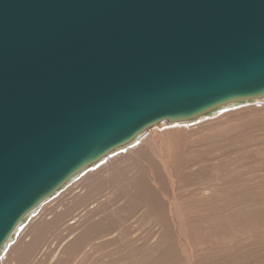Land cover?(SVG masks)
Segmentation results:
<instances>
[{
  "label": "water",
  "instance_id": "water-1",
  "mask_svg": "<svg viewBox=\"0 0 264 264\" xmlns=\"http://www.w3.org/2000/svg\"><path fill=\"white\" fill-rule=\"evenodd\" d=\"M260 100L264 0H0V250L143 130Z\"/></svg>",
  "mask_w": 264,
  "mask_h": 264
},
{
  "label": "bare ground",
  "instance_id": "bare-ground-1",
  "mask_svg": "<svg viewBox=\"0 0 264 264\" xmlns=\"http://www.w3.org/2000/svg\"><path fill=\"white\" fill-rule=\"evenodd\" d=\"M263 102L264 100H260L246 104L254 106V104ZM233 105L241 106V104ZM221 108L223 109L224 106ZM226 108H228L227 105ZM204 117L200 116L199 119H196L202 120ZM203 120L201 122L205 123ZM193 121L195 119H192ZM169 125L171 124H156L143 130L129 143L86 167L62 190L40 203L35 211L16 227L13 237L0 250V264L26 263L32 257L33 251L39 245L43 246L42 242H47L51 233L59 236L58 244L43 248L41 258L36 264H107L106 258L112 261L116 252L113 251L112 254L108 247L111 248L112 245L117 244L121 249L120 241L124 243L125 249L129 252H119L116 264H213L210 259L212 253L204 254L206 252L204 250L205 243L216 245L215 248L212 247L213 245L211 246V249L214 248V250L222 249L220 247L222 245L225 246L226 250L225 253L223 251V256H226L222 259L224 264H246V260L254 259L257 255L254 254V250L250 253L249 249L247 252L249 251L250 254L248 258H245L237 240L253 235L254 232L264 236V215L255 210H258V205L255 206V204L260 205L261 203L262 205V202L264 204V201H260L259 198L260 202L256 201L259 194L256 195L255 192L259 190V193L262 194L264 189L256 185L257 188L253 192L249 189L251 185L248 187L246 184V188L250 190L246 195L248 189L240 183L246 189L242 194L245 198L243 201L239 200L240 204H237L238 200L236 203V187L230 183L229 186L226 185L228 183L223 179V175H226L232 163L234 165L237 154L235 160H233L234 156L231 157L230 166L228 162L225 164L228 165L224 166V170L221 167L223 165L219 166L216 163L214 164L217 167H213V165H211L212 168L208 167L211 172L208 171L209 169L207 172H210L212 176L210 178L213 181L206 177L205 182H202L201 178L207 176L206 174L202 175L204 173L202 165L198 169L194 167L195 170H191L190 161L183 162L182 159H175L174 149L172 150L167 142L169 138L167 134L173 130V128L169 129ZM197 129L199 130V128ZM249 151L247 150L248 153L253 150ZM238 158L240 159V157ZM220 163H222L221 159ZM234 167H237L236 163L231 167L232 170ZM192 173L197 177L195 185H192L190 181ZM247 177L244 179H248ZM262 177L264 178V176ZM251 180H246V183ZM252 182L250 183L252 184ZM224 183L228 186V190L232 191V193L228 191L230 193L228 195L231 197L227 195L230 201L226 196ZM236 183L239 184L237 180ZM238 186L240 187V185ZM191 187L193 188L191 189ZM239 187L238 192L243 190ZM251 188L253 187L251 186ZM260 190L262 191L260 192ZM253 194L256 195L255 199ZM122 209L125 210L126 218H129L132 213L138 214V216L141 214L140 220L151 222L150 225L158 229V232L145 240L148 231L144 235L140 230L143 226H147L142 224V221L139 224L137 220L128 227V230L121 229L118 233L112 231L118 221L113 218L121 216ZM257 212L259 214H255ZM124 222L126 221L124 220ZM118 223L123 226L120 221ZM206 238L211 242H204L203 240ZM230 243L233 244L229 245ZM203 246H205L204 249ZM217 247L220 248L216 249ZM201 249L204 252L200 251ZM259 249L261 250V248ZM207 251L210 250L207 249ZM262 251L263 256L264 248ZM77 254L80 255L77 256ZM212 256L218 257L217 255ZM209 259L212 261L211 263ZM260 260L256 264H262ZM23 261L25 262L23 263ZM113 262L115 261L113 260ZM249 262L251 263V260Z\"/></svg>",
  "mask_w": 264,
  "mask_h": 264
},
{
  "label": "rangeland",
  "instance_id": "rangeland-1",
  "mask_svg": "<svg viewBox=\"0 0 264 264\" xmlns=\"http://www.w3.org/2000/svg\"><path fill=\"white\" fill-rule=\"evenodd\" d=\"M232 106H235V107H232ZM236 106H238V107H236ZM239 106L240 105H233V104L231 106H228L227 105V107L229 109L226 108V106H224L223 109L220 107L218 109L220 111L217 110V113L215 112L216 114L214 113V115H210L209 117L202 118V120L203 119L205 120L206 118H208L205 121L203 120L205 123L201 122L202 120H198L199 119L198 118V119H195V121H193V122L190 121V122H184V123L171 124V125H169L170 128L169 127L168 128L170 130L173 128V130H171L172 133H171V131H169L170 133L168 132V134H167V137H169L167 139V142L170 145L171 149L172 150L174 149L173 152H175L174 153L175 154L174 157L176 156L175 159H182L183 162L185 160L186 161H190V164L193 167V168L191 167V170H193L194 167H195V169H198V167H200L202 165V168H204V170H203L204 173L202 175H205V174L207 175V176L201 178L203 180L202 182H205L206 177L210 181H213L210 178V177H212L210 175L211 169L208 168V167H211V165H213V167H217V165H219V166L220 165H223L221 167H223V170H224L225 169L224 166H227L228 164L230 166L231 159L234 156L233 160H235V155L237 154L236 155V158L238 160L237 159L235 160V163H236V166L237 167H234L233 170H232L231 167L232 166H235V163H234V165L232 163V166L231 167L228 166L229 167V170L226 168L228 170L227 172L230 175L227 172H226V175L228 174L227 176L226 175H223L224 176L223 179L225 181H227V183H228L226 185L229 186V183H230V185L236 187V193H237L236 196L238 197V198L236 197V203H237V200H238V202H239V200L241 201V199H242V201L244 200L245 197H243L242 194L245 193L244 190L248 189V188H246L247 186L249 187V185H251L253 188L255 187L254 190H253V188H251V186L249 188L253 192L256 190L257 186L258 187H261L262 189H264L263 188L264 187V178L262 177V176H264V156H263L264 154L263 155L260 154V153H264L263 152L264 151V102L263 103L254 104V106H253V104H243L240 107ZM223 111H225V112L222 113ZM212 117H215V118H212ZM222 117H224V118H222ZM181 125L182 126L184 125L183 128H182ZM189 125H192V126H189ZM178 128H179V130H178ZM197 128H199V130ZM194 129H197V130H194ZM181 131H182V133H181ZM232 135H234V136H232ZM178 136H180V137H178ZM247 150L248 151L249 150L250 151L253 150L252 152H254V153H252L250 151H249L250 153H248ZM233 151L234 152L236 151V153H234ZM211 153H213V154L211 155ZM219 154H220V156H219ZM245 155H249V156H245ZM238 157H240V159ZM220 159H221V162L222 163H220ZM222 159H223V161H222ZM207 160H209V161H207ZM197 161H198V163H197ZM238 161H240V162H238ZM227 162H228V164L225 165ZM232 162H234V161H232ZM214 163H216L217 165L214 164ZM197 164H198V166H196ZM193 165H195V166H193ZM207 170L210 171V172H207ZM230 170H231V173H230ZM233 173H236V174L234 175ZM232 174H233L234 177L232 176ZM247 176H249V177L250 176H252V177L254 176L255 179L252 178V177L249 178ZM227 177H229V178H227ZM246 177L248 179H250V180L252 179L253 182L255 180L254 183H256V184H254L252 182V180L250 181V182H252V184L250 182L249 183H246V180H248V179H246V180L244 179ZM243 179L245 180V182H244ZM236 180H237V182L239 184L236 183ZM190 181H191V184L192 185L193 184L195 185V182H197V177L193 173L190 176ZM240 183H242V185L244 184L245 185L244 188H246V189H244L243 186H241ZM246 184H247V186H246ZM224 185H225V183H224ZM226 185H225V192L227 193L226 194V196H227L228 194L232 193V191L231 190L229 191L228 188H227L228 186H226ZM237 185H240V187H242V188H240L238 186L239 189H243V190H239V192H238ZM262 185H263V187H262ZM192 188L193 187H191V189ZM261 188H259V189H261ZM249 189L246 191L247 192V193H245L246 195L249 193L248 192V191H250ZM240 191H242V192L240 193ZM261 191L262 190H260V192ZM255 193H256V195L259 194V196L257 195V198H256V195L253 194L254 195V199L256 198V201H258V203L260 201H264V199H263L264 198V192H262L263 196H262L261 193H259V190H256ZM241 195H242L243 198L241 197ZM228 196H230V195H228ZM228 196H227V198L229 200V197ZM239 197H241V198L239 199ZM258 198L260 199V201H259ZM237 204H240V202L237 203ZM256 205H258L260 207L257 206L258 210L257 209H255V210L258 211L259 213H263L262 215H264V209H263L264 208L263 207L264 204H263V202H262V205H261V203H260V205L259 204H255V206ZM122 210L123 211L120 212L121 216H119V217L118 216H115L113 218V219H116V220L120 221L121 224L123 225V226H120V224L118 223V221H116L115 227L112 228V231H116V233H118L121 229L128 230V227L131 226V224L133 222H135V220H137L139 222V224H141V221H142V220H140V215L141 214L138 216V214L132 213L129 218H126L125 210L124 209H122ZM258 212L255 213V214H259ZM124 220L126 222H124ZM142 224H144V225L146 224L147 227H144L143 226V228H142V225L140 226L142 228L140 230L141 231V234L144 233V235H145L146 231H148V233L146 234L145 240H148L149 238L153 237L158 232V229H156L155 227L153 228V225L152 226L150 225L151 222L148 223L147 221L144 220V221H142ZM150 228H152L153 230L151 229L152 230L151 231ZM144 235H142V236H144ZM123 236H125V235H123ZM250 237H252V238H250ZM58 238H59V236H56L55 233H51V236L50 235L48 236L47 242H42L41 245H43V246H40L39 245L33 251V254H32V257H31L32 259L30 258L26 263L27 264H36V262H38L40 260V258H41V252H42V250L46 249L49 246H56L58 244V242H57L58 241ZM243 239H244V241H243ZM55 240H56V242H55ZM203 241L204 242L205 241L206 242L208 241V243H209L210 240L208 238H206ZM121 243L122 242L120 241L121 249L118 248V245L117 244H116L117 247H115L116 245H112L111 248L108 247V249L111 250V253L112 254L115 251L116 252L113 255V260L115 262H113V260L111 261L110 259L106 258V263L107 264H116L117 261H118L117 260V254L119 252H122V251L129 252V250H126L125 249L124 243H122V244ZM237 243H238V246L240 245L239 246L240 249H242V251H241V252H243L242 254L243 255L245 254V258H248V255L250 253H252V250H254V254L257 255V256H255L254 259H250L251 260V263L249 262L250 260L249 261L246 260V264H256V263L259 262L258 260H260V258H261L260 263L261 262H262V264L264 263V255L262 256V254H261V253H263L262 248H264V236L260 235L259 233L257 234L256 232H254L253 235H249V236H246V237L241 238L240 240H237ZM209 244L205 243V246L206 247L205 246L202 247L203 249L205 247L204 250L206 252H208V253L204 252V250H202V249L200 251H203L204 254H206V255H210L212 253L210 259H212L213 264H224L223 261H222V259L225 258V256H226V255L223 256V251L225 253V250H226L225 249V246L224 245H222V246L219 245L222 249H219L220 247H217L216 249H219V250H214V248H215L214 246H216V245L210 244V246H209ZM231 244H233V243H230L229 245H231ZM207 245H208V247H207ZM211 246L214 247V248L211 249ZM259 248H261V250ZM39 249H40V251H38ZM207 249L210 250V251H207ZM247 249L250 250V253H248L249 251L247 252ZM211 250H212V252H211ZM258 250H259V252H256ZM130 252H131V250H130ZM218 253H220L223 257L220 254H218ZM78 255H80V254H77V256ZM206 255H205V257H206ZM212 255H217L218 257H214ZM258 256H260V257H258ZM210 259H209V261L211 263L212 261ZM24 262L25 261H23V263ZM26 263H24V264H26Z\"/></svg>",
  "mask_w": 264,
  "mask_h": 264
}]
</instances>
